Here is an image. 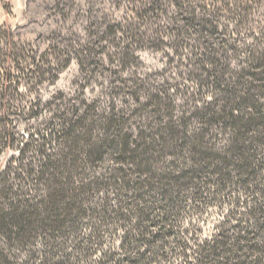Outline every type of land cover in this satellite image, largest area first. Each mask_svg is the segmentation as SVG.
I'll return each mask as SVG.
<instances>
[{
	"label": "trees",
	"instance_id": "trees-1",
	"mask_svg": "<svg viewBox=\"0 0 264 264\" xmlns=\"http://www.w3.org/2000/svg\"><path fill=\"white\" fill-rule=\"evenodd\" d=\"M248 54L255 65L233 81L216 60L203 69L216 98L194 114L193 132L150 111L155 125L133 134L112 113H60L47 137L30 135L19 165L0 174V264H264V62ZM232 191L247 201L234 198L207 239L180 228ZM115 230L117 247L103 248Z\"/></svg>",
	"mask_w": 264,
	"mask_h": 264
},
{
	"label": "rangeland",
	"instance_id": "rangeland-1",
	"mask_svg": "<svg viewBox=\"0 0 264 264\" xmlns=\"http://www.w3.org/2000/svg\"><path fill=\"white\" fill-rule=\"evenodd\" d=\"M248 51L264 62V0H0V174L60 113H112L133 134L155 125V111L193 132L196 113L216 98L211 82H200L214 70L208 64L218 61L216 73L233 81L255 65ZM156 95L164 100L154 108ZM211 132V143L225 146V132ZM234 198L247 201L223 193L180 228L207 239ZM115 231L103 248L117 247Z\"/></svg>",
	"mask_w": 264,
	"mask_h": 264
}]
</instances>
